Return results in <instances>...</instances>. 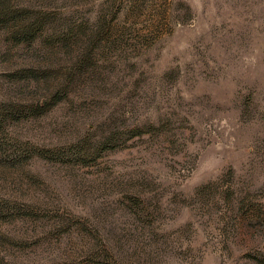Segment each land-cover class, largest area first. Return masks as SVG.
Returning <instances> with one entry per match:
<instances>
[{
    "label": "rangeland",
    "instance_id": "obj_1",
    "mask_svg": "<svg viewBox=\"0 0 264 264\" xmlns=\"http://www.w3.org/2000/svg\"><path fill=\"white\" fill-rule=\"evenodd\" d=\"M4 3L0 264H264V0Z\"/></svg>",
    "mask_w": 264,
    "mask_h": 264
},
{
    "label": "trees",
    "instance_id": "obj_2",
    "mask_svg": "<svg viewBox=\"0 0 264 264\" xmlns=\"http://www.w3.org/2000/svg\"><path fill=\"white\" fill-rule=\"evenodd\" d=\"M6 3H4V0H0V13L5 14L6 16H12L13 19L17 18V19H25L26 17L24 16L25 14L22 13L21 11H14L13 13H10L9 11H7V5H5ZM41 19L36 20L31 22L30 24L28 23V25H25V27L19 31L20 33L16 35V37H18V40L21 41H34L36 35L38 34L37 32L41 31L43 28V25L45 23L48 22L49 18V13H42V15H39ZM45 104V103H44ZM40 113V112H39Z\"/></svg>",
    "mask_w": 264,
    "mask_h": 264
}]
</instances>
